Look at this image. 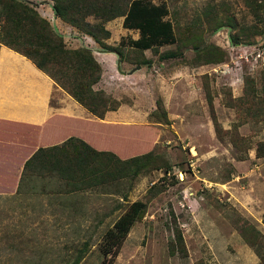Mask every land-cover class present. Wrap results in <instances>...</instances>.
<instances>
[{"label":"rangeland","instance_id":"374dc122","mask_svg":"<svg viewBox=\"0 0 264 264\" xmlns=\"http://www.w3.org/2000/svg\"><path fill=\"white\" fill-rule=\"evenodd\" d=\"M150 1L167 5L175 43L133 49L138 33L117 16L103 23V42L122 59L89 36L74 44L95 56L91 88L126 121L107 128V146L121 160L149 153L157 168L73 192L56 177H31L16 193L14 175L0 178V264H264V33L246 38L253 18L242 0ZM226 16L234 27L213 29ZM196 45L221 59L202 62ZM134 201L142 214L103 254L105 232Z\"/></svg>","mask_w":264,"mask_h":264},{"label":"trees","instance_id":"16d2710c","mask_svg":"<svg viewBox=\"0 0 264 264\" xmlns=\"http://www.w3.org/2000/svg\"><path fill=\"white\" fill-rule=\"evenodd\" d=\"M52 10L56 17L76 29L79 35L91 37L103 50L114 52L120 58L122 52L117 46L103 42L109 32L103 23L121 16L123 28L136 30V39L128 40V46L143 51H156L159 46L177 41L174 27L166 18L169 10L160 1L150 0H52ZM247 12L253 18L250 36L264 33V0H242ZM90 16L93 21L85 20ZM225 22L218 20L213 29L224 24L234 27L232 18L225 17ZM193 40H197L193 35ZM231 43L238 42L236 35L229 33ZM63 37L53 29L34 8L24 0H0V43L28 58L38 69L47 74L56 84L65 90L80 105L97 117H102L108 110L118 106L109 95L91 87L100 76V65L90 49L83 44L67 48ZM196 55L202 56L204 63L217 62L216 50L210 45L194 46ZM174 52H166L161 57H171ZM214 55V56H212ZM122 59V58H121ZM144 59L137 64H147ZM109 102V103H108ZM264 156V141L257 144L256 157ZM151 155L144 153L119 159L113 153L96 151L76 138H68L59 145L38 148L24 163L17 193L21 192L24 179L33 175L47 174L61 180L67 192L93 187L98 183L120 178H134L140 173L155 169ZM143 210L141 201L131 202L105 232L109 241L103 254L110 250V245L120 243L128 233L133 222ZM264 222V214H263ZM181 244V237L176 233ZM72 262L70 264H76Z\"/></svg>","mask_w":264,"mask_h":264},{"label":"crops","instance_id":"0c3cea01","mask_svg":"<svg viewBox=\"0 0 264 264\" xmlns=\"http://www.w3.org/2000/svg\"><path fill=\"white\" fill-rule=\"evenodd\" d=\"M24 1L32 3L39 14L43 12L40 15L64 42L76 47L75 40L82 41L75 28L54 15L52 0ZM65 26L72 29L65 32ZM118 110H108L102 117L93 115L28 58L0 43V178L14 175L18 183L25 161L38 148L59 145L71 137L117 157L114 144L107 146V128L124 127V115ZM31 177L54 178L47 174Z\"/></svg>","mask_w":264,"mask_h":264},{"label":"water","instance_id":"95a60500","mask_svg":"<svg viewBox=\"0 0 264 264\" xmlns=\"http://www.w3.org/2000/svg\"><path fill=\"white\" fill-rule=\"evenodd\" d=\"M102 51H105L106 52V50H102ZM116 56H118L117 54H115ZM117 58H119V57H117ZM117 61H118V59H117ZM118 67V66H117ZM138 66H136V68H137Z\"/></svg>","mask_w":264,"mask_h":264},{"label":"built area","instance_id":"2783aa9c","mask_svg":"<svg viewBox=\"0 0 264 264\" xmlns=\"http://www.w3.org/2000/svg\"><path fill=\"white\" fill-rule=\"evenodd\" d=\"M84 36H85V35H82V36H81V40L84 39ZM82 41H83V40H82ZM84 45H85V44H84ZM85 46H86V45H85Z\"/></svg>","mask_w":264,"mask_h":264}]
</instances>
